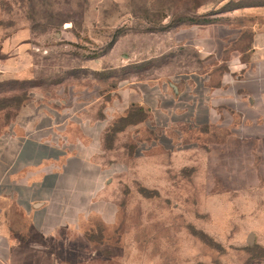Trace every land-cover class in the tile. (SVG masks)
<instances>
[{
	"label": "rangeland",
	"instance_id": "374dc122",
	"mask_svg": "<svg viewBox=\"0 0 264 264\" xmlns=\"http://www.w3.org/2000/svg\"><path fill=\"white\" fill-rule=\"evenodd\" d=\"M255 7L264 0H0L3 138L29 111L25 126L62 140L104 87L161 81L146 93L154 148L117 151L116 222L93 225L86 243L74 237L68 264H264V124L241 139V124L236 137L218 125L172 128L166 115L195 100L187 74L214 76L241 46L228 43L247 34L238 23L258 22Z\"/></svg>",
	"mask_w": 264,
	"mask_h": 264
},
{
	"label": "crops",
	"instance_id": "0c3cea01",
	"mask_svg": "<svg viewBox=\"0 0 264 264\" xmlns=\"http://www.w3.org/2000/svg\"><path fill=\"white\" fill-rule=\"evenodd\" d=\"M255 9L260 13L257 23H238L247 34L232 41L222 39L230 41L228 45L241 46L229 48L230 58L223 67H216L217 74L205 78L201 72L186 75L184 82L190 84L195 100L187 108L166 112L170 127L184 124L197 131L218 125L237 137L233 128L241 124L243 134L247 132L240 134L241 139L261 132L264 7ZM197 40L195 49L201 53L206 37ZM160 82L152 78L104 87L98 100L80 116V123L70 125L62 140L38 135L30 125L25 126L29 111L20 114L5 138L0 136V264H68L65 255L75 251L74 237L86 243L96 223L104 228L114 226L116 181L109 174L110 162L121 160L117 156L121 149L122 159L126 158L128 143L129 149H135L136 142L154 138L149 124L156 108L146 93L151 94L150 88ZM167 83L175 90L170 80ZM171 94L174 100L176 95ZM134 111L141 114L138 119L112 131L117 121Z\"/></svg>",
	"mask_w": 264,
	"mask_h": 264
},
{
	"label": "built area",
	"instance_id": "2783aa9c",
	"mask_svg": "<svg viewBox=\"0 0 264 264\" xmlns=\"http://www.w3.org/2000/svg\"><path fill=\"white\" fill-rule=\"evenodd\" d=\"M150 128L153 129V124L150 123L149 124ZM154 140H151V141H140L138 142L136 145H135V152L138 153V154H143L145 153L146 151L150 150V149H153L154 148Z\"/></svg>",
	"mask_w": 264,
	"mask_h": 264
},
{
	"label": "trees",
	"instance_id": "16d2710c",
	"mask_svg": "<svg viewBox=\"0 0 264 264\" xmlns=\"http://www.w3.org/2000/svg\"><path fill=\"white\" fill-rule=\"evenodd\" d=\"M253 6H259V5L252 4V6H250V7H253ZM200 25H202V24H200ZM137 115H138V117L141 116V114H139V111H134L132 114L128 115L127 118H125V119H121V120L117 121V123H118V124H121V128H122L124 124H127L128 122H130L131 120H133L134 117H136ZM114 126H115V125H114ZM114 126L112 127V131H113V132H116L117 130L121 129V128L116 129V128H114ZM110 140H111V139H110Z\"/></svg>",
	"mask_w": 264,
	"mask_h": 264
}]
</instances>
